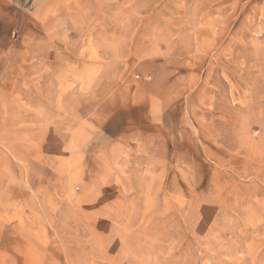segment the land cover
Wrapping results in <instances>:
<instances>
[{
	"label": "rangeland",
	"instance_id": "374dc122",
	"mask_svg": "<svg viewBox=\"0 0 264 264\" xmlns=\"http://www.w3.org/2000/svg\"><path fill=\"white\" fill-rule=\"evenodd\" d=\"M0 264H264V0H0Z\"/></svg>",
	"mask_w": 264,
	"mask_h": 264
}]
</instances>
